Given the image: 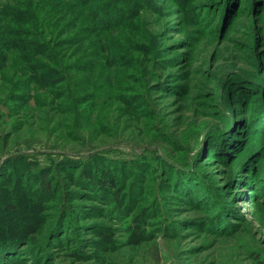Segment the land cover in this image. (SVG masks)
<instances>
[{"label": "rangeland", "instance_id": "rangeland-1", "mask_svg": "<svg viewBox=\"0 0 264 264\" xmlns=\"http://www.w3.org/2000/svg\"><path fill=\"white\" fill-rule=\"evenodd\" d=\"M102 2L129 53L103 86L133 119L0 118V242L24 256L0 264H264V0Z\"/></svg>", "mask_w": 264, "mask_h": 264}, {"label": "trees", "instance_id": "trees-1", "mask_svg": "<svg viewBox=\"0 0 264 264\" xmlns=\"http://www.w3.org/2000/svg\"><path fill=\"white\" fill-rule=\"evenodd\" d=\"M235 1L227 0L225 8L231 10L230 6ZM96 3L94 0H0V21L3 25L0 27V79L11 83L6 100L0 103L9 110L4 113L2 106L0 118L14 114V108L19 109L34 102L37 106L51 104L59 111H71L75 109L74 104L83 103L85 109L76 111V114L82 120L92 117L89 123L102 121L104 124L105 121L99 115V110L89 106H99L100 109L107 106L110 109L108 116L115 113L133 119L118 105V101L125 100V86L120 83L123 79L115 81L110 88L103 86L111 84L114 80L113 69L121 67L124 64L122 59L129 55L126 46L112 36L111 30L124 20L116 19L117 14L110 20L113 13L103 12L102 5L105 4L102 0ZM102 13H105L104 19L101 18ZM9 24L16 28L11 29ZM11 71L15 75L13 81L8 75ZM89 83H93L92 91L87 88ZM19 91L22 94L16 98ZM13 99L20 100L14 104ZM101 102L108 104L104 106ZM21 110H17L18 113ZM102 149L98 147L86 153L95 154ZM198 149L190 152L187 164L172 160V165L182 170L185 169L184 164L193 166L192 155ZM24 151L26 149L21 150ZM78 152L85 154L84 151ZM244 165V159H241L240 166ZM43 181L45 183V179ZM188 188L193 190V187ZM7 205L14 207L11 203ZM10 241L0 242V261H6L7 257H24L18 248L19 242ZM153 252L158 256L157 250Z\"/></svg>", "mask_w": 264, "mask_h": 264}]
</instances>
